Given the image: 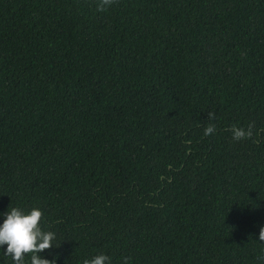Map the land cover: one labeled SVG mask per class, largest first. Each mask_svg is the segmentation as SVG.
I'll return each mask as SVG.
<instances>
[{
	"label": "trees",
	"instance_id": "1",
	"mask_svg": "<svg viewBox=\"0 0 264 264\" xmlns=\"http://www.w3.org/2000/svg\"><path fill=\"white\" fill-rule=\"evenodd\" d=\"M98 3L0 0V223L40 209L56 264H264V0Z\"/></svg>",
	"mask_w": 264,
	"mask_h": 264
},
{
	"label": "clouds",
	"instance_id": "2",
	"mask_svg": "<svg viewBox=\"0 0 264 264\" xmlns=\"http://www.w3.org/2000/svg\"><path fill=\"white\" fill-rule=\"evenodd\" d=\"M115 3V0H99L98 11H105L107 7ZM209 120L214 119L215 114L208 113ZM252 125L248 129L233 127V139L241 140L251 138ZM215 125L208 124L204 128V135H212ZM5 219L0 223V247L6 245L5 256L12 258L13 264H25V256L31 254L30 264H56V260L42 258L39 253L53 247L56 234L52 231H44L40 226L43 213L38 208H32L25 212L17 207L8 209L3 213ZM259 241L264 242V226L260 227ZM59 246V245H56ZM264 258V257H261ZM130 258L125 257L124 264ZM83 264H111V258L103 253L97 254L91 259H84Z\"/></svg>",
	"mask_w": 264,
	"mask_h": 264
}]
</instances>
